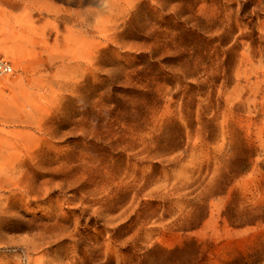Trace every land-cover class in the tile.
<instances>
[{"label": "rangeland", "instance_id": "374dc122", "mask_svg": "<svg viewBox=\"0 0 264 264\" xmlns=\"http://www.w3.org/2000/svg\"><path fill=\"white\" fill-rule=\"evenodd\" d=\"M0 54V264H264V0H0Z\"/></svg>", "mask_w": 264, "mask_h": 264}, {"label": "built area", "instance_id": "2783aa9c", "mask_svg": "<svg viewBox=\"0 0 264 264\" xmlns=\"http://www.w3.org/2000/svg\"><path fill=\"white\" fill-rule=\"evenodd\" d=\"M12 71V64L2 54H0V75L9 74Z\"/></svg>", "mask_w": 264, "mask_h": 264}, {"label": "bare ground", "instance_id": "6f19581e", "mask_svg": "<svg viewBox=\"0 0 264 264\" xmlns=\"http://www.w3.org/2000/svg\"><path fill=\"white\" fill-rule=\"evenodd\" d=\"M106 2V1H105ZM5 25V24H4ZM9 80H7V79H3V78H0V86L2 85V86H7V85H9Z\"/></svg>", "mask_w": 264, "mask_h": 264}]
</instances>
